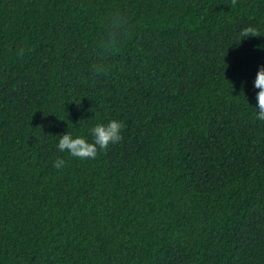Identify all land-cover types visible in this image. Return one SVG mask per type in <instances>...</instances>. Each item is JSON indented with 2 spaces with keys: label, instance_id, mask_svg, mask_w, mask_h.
I'll list each match as a JSON object with an SVG mask.
<instances>
[{
  "label": "trees",
  "instance_id": "1",
  "mask_svg": "<svg viewBox=\"0 0 264 264\" xmlns=\"http://www.w3.org/2000/svg\"><path fill=\"white\" fill-rule=\"evenodd\" d=\"M260 65L264 0H0V264H264Z\"/></svg>",
  "mask_w": 264,
  "mask_h": 264
},
{
  "label": "clouds",
  "instance_id": "2",
  "mask_svg": "<svg viewBox=\"0 0 264 264\" xmlns=\"http://www.w3.org/2000/svg\"><path fill=\"white\" fill-rule=\"evenodd\" d=\"M253 29H245V32H250ZM253 87L256 89L255 99L256 106L255 119L264 121V65L257 68ZM123 124L119 120H109L108 123L96 124L91 129L92 140L89 141L86 136L73 134L66 131L59 135V140L56 145L60 153L67 152L71 157L79 159H94L97 156L98 149L106 150L109 145H115L122 140ZM65 164L63 159H58L54 162V167L61 168Z\"/></svg>",
  "mask_w": 264,
  "mask_h": 264
}]
</instances>
